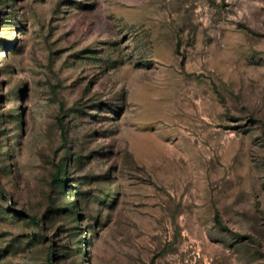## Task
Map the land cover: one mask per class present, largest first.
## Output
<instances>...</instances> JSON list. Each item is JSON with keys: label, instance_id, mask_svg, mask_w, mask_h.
Instances as JSON below:
<instances>
[{"label": "rangeland", "instance_id": "374dc122", "mask_svg": "<svg viewBox=\"0 0 264 264\" xmlns=\"http://www.w3.org/2000/svg\"><path fill=\"white\" fill-rule=\"evenodd\" d=\"M0 264H264V0H0Z\"/></svg>", "mask_w": 264, "mask_h": 264}]
</instances>
